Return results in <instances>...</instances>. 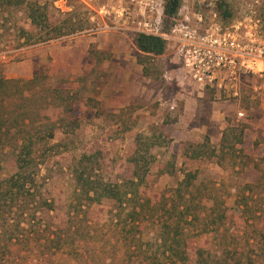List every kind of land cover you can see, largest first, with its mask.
<instances>
[{
    "label": "rangeland",
    "instance_id": "obj_1",
    "mask_svg": "<svg viewBox=\"0 0 264 264\" xmlns=\"http://www.w3.org/2000/svg\"><path fill=\"white\" fill-rule=\"evenodd\" d=\"M141 1L82 0L83 7L59 0L56 6L74 10L86 30L21 48L13 46L24 16L4 14L0 78L51 89L44 103L35 98L31 121L39 124L48 115L45 125L55 128L52 144L58 146L44 152L42 175L58 211L39 213L32 237L19 231L13 244L4 242L9 234L2 238L0 264H156L170 254L162 237L181 243L176 252L187 255L186 264H264V100L250 78L237 98L200 93L172 49L160 57L138 51L133 22L142 18ZM182 6L195 21L240 22L264 38V0H183ZM89 37L96 42L80 57L79 45ZM128 69L135 78L131 101L119 98ZM132 154L144 160L139 173L152 185L140 188V197L146 192L152 200L146 217L133 214L139 199L97 204L80 194L77 168L98 183L122 184L134 179ZM13 159L12 151H0V184L15 171ZM187 172L196 174L190 187L180 185Z\"/></svg>",
    "mask_w": 264,
    "mask_h": 264
},
{
    "label": "trees",
    "instance_id": "obj_2",
    "mask_svg": "<svg viewBox=\"0 0 264 264\" xmlns=\"http://www.w3.org/2000/svg\"><path fill=\"white\" fill-rule=\"evenodd\" d=\"M58 1L0 0V24L2 23L3 29L4 25L7 27L4 14L17 11L24 16L26 26L16 28V44L13 47L21 48L45 43L86 30L85 22L76 19L75 11L63 12L56 6ZM73 1L77 5L85 7L82 0ZM182 1L166 0L165 22L169 21L172 24L182 6ZM225 18L230 19L232 16L226 12ZM3 32L8 33V28H5ZM135 45L138 51L149 56L160 57L167 51L166 41L144 34H136ZM29 85H31L30 82L19 79L0 78V151H12L15 170L8 178L2 179L0 184V208L1 203H5V201L8 203L7 210L1 211L0 209V242L9 234L4 242L10 244L21 239L22 235L20 236L19 231L32 237L39 213H57L58 211L56 200L45 186L47 177L42 175V168L48 163L44 152L55 150L58 146L52 144L55 139V128L52 124L45 125L44 121L50 119L48 115L40 118L39 124L31 121L32 116H37L35 98L39 95L40 101L44 103L47 100L44 94L51 89L43 87L38 90H30ZM212 91L215 93V90ZM41 107L39 109H42ZM34 109H36L35 114ZM132 149L129 147V151ZM130 156L128 162L135 167V172L134 179L128 182L120 184L117 180H113L98 183L92 176L86 175L78 168L75 170V174L73 173L74 181L80 194L93 203L101 204L103 202L114 205L119 203L123 206L129 200L139 199L143 204L138 203V206L133 209V214L138 213L139 216L146 217L145 207L152 204V200L147 197L146 192L142 193L141 198L140 188L150 190L152 185L148 186L146 177L139 173L141 168H144V160L138 157L139 155L132 154ZM195 179V173L187 172L180 185L193 186ZM125 186L131 187L132 190H124ZM187 195L191 196L192 192ZM184 214L183 211H180L178 215L182 218ZM262 237L264 239V234ZM161 241V247L168 249L170 254H162L156 264L187 263V255L176 252L181 247L180 242L169 243L164 237L161 238ZM209 256L211 257L212 254ZM213 258L212 261L217 263L220 260L218 256ZM198 261H203L202 251L198 254ZM203 264H208V262L204 260Z\"/></svg>",
    "mask_w": 264,
    "mask_h": 264
},
{
    "label": "built area",
    "instance_id": "obj_3",
    "mask_svg": "<svg viewBox=\"0 0 264 264\" xmlns=\"http://www.w3.org/2000/svg\"><path fill=\"white\" fill-rule=\"evenodd\" d=\"M142 18L133 22L136 34L166 41L182 67L185 77L200 93L208 90L237 98L246 78L253 80V90L264 100V38L258 28L242 23L230 27L206 25L181 6L167 29L166 0H142ZM172 110L175 109L171 105ZM244 117V112H239Z\"/></svg>",
    "mask_w": 264,
    "mask_h": 264
},
{
    "label": "crops",
    "instance_id": "obj_4",
    "mask_svg": "<svg viewBox=\"0 0 264 264\" xmlns=\"http://www.w3.org/2000/svg\"><path fill=\"white\" fill-rule=\"evenodd\" d=\"M96 42V37H89V38H85V40H83V43L79 45V51H81V56L82 57V54H85V52H87L88 48L90 47L91 44L95 43ZM68 49V48H67ZM50 53H52V51L49 49ZM69 51V50H67ZM74 57V55H73ZM76 57V56H75ZM134 62V61H132ZM135 84V78L132 76V73L128 70H126V75H125V83L123 84L125 89V94H123L121 97V99H125V100H128L131 101L132 98H131V90H132V87L134 86ZM115 89V88H113ZM122 100H119L118 103H120Z\"/></svg>",
    "mask_w": 264,
    "mask_h": 264
}]
</instances>
